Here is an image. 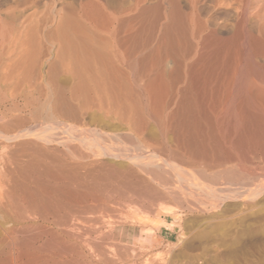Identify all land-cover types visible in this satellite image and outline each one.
I'll list each match as a JSON object with an SVG mask.
<instances>
[{"label": "bare ground", "instance_id": "1", "mask_svg": "<svg viewBox=\"0 0 264 264\" xmlns=\"http://www.w3.org/2000/svg\"><path fill=\"white\" fill-rule=\"evenodd\" d=\"M104 118L135 134L137 155L97 145L119 135L96 130ZM0 145V264H63L71 247L50 240H73L74 215L103 193L180 202L207 170L229 184L257 165L247 178L261 182L224 196L252 202L264 193V0H0ZM93 147L112 163H84ZM162 178L179 187L148 184Z\"/></svg>", "mask_w": 264, "mask_h": 264}, {"label": "rangeland", "instance_id": "2", "mask_svg": "<svg viewBox=\"0 0 264 264\" xmlns=\"http://www.w3.org/2000/svg\"><path fill=\"white\" fill-rule=\"evenodd\" d=\"M43 100L39 99V102L41 101V103H43ZM12 104V99H6L4 106L9 109L10 107H12ZM44 115L42 113L41 116H38L41 118V120H43V122L38 117L34 118H37V120H39V123H44L46 121V115ZM42 117H44L45 119H43ZM93 117H96V115L94 116L91 112H88L85 115L86 120ZM34 118L32 119V121H36V119ZM104 119L101 120L102 122L100 121L102 124L99 122L96 130L99 133L105 132L109 135H114L115 133L119 134L120 136H117V138L119 137L118 139L113 135H111L113 137L110 139L107 136L100 137L96 142L97 145L103 148H110L111 151H119V148H121V150L124 149L123 153H129V156H133L134 154L137 155L139 151L137 148V140L135 134L133 132H126L125 129L119 127L113 120L109 121L105 119L106 121H103ZM80 134L83 137L87 136V138H90V135L86 131L81 130ZM58 148L60 150L63 149L60 146H58ZM75 148L77 153H87L86 150H83L80 147ZM92 149L90 152V155L92 154L91 157L85 159L84 163H88V160L89 163L93 161L94 164H99L102 162L112 163L110 159L98 156L95 148L93 149V151ZM4 153H6V149L0 145V180L1 174L3 173V171H5V168L9 164L6 163L7 160H5L6 157L4 156ZM74 159L68 160L76 161L78 163L79 161L83 163L84 160H81L79 158ZM118 162L119 161L114 162L113 164H119V166L124 165V162ZM249 167L246 168L247 170H244L245 172L242 173L243 175L240 174L241 177H239V173L236 174L240 179H236V175L234 176V181H236V183L231 181L229 184L226 180L227 177H225L226 174L221 173V168H217V171L216 168L211 169L210 171L207 170V173L205 172L203 175L205 176L206 174L207 177L205 176V178H207V182H205L206 180L203 181L204 177L200 178L197 176L196 179L193 180L194 182H192L191 186H189L188 193H184V196H182V203H180L181 201L176 202L174 198H172L171 196L170 198L167 193H164L166 190L164 189L165 185L163 183L168 184L167 186L179 187V182L177 183V181H172L169 178H162V182L158 179H153V181H151V178V180L149 179L151 182L149 181L148 184L157 189L159 192L164 193L165 195V199H163V201H158L156 202V204L152 203V205L151 199L149 197L148 199H146L147 197H143V199H141L137 196H131L130 193H128V195L126 193H120L121 195L118 193V195L116 194L117 192H115V194L114 192H112L114 195L112 193H109L105 194L104 196L103 193L101 194L102 198L100 197L99 201L105 199L104 202H94L90 200L92 203L89 201V205L91 206L89 208L90 210L87 209L89 212L86 210L87 212L84 211V214L81 212L79 214L77 213V216L74 215L73 220L75 219L77 223H75V225L77 227H75V229L73 230V240H68L65 238L66 240L63 243V241H57L56 239L50 240L51 238H49L51 243H53L52 246H54V244L56 246L59 244V247L62 244H66L67 246L71 247L70 253H65H69L68 255H64L61 260H59V258H55L54 261H59L63 264H264V193L254 198V201L252 200L253 203L249 200V198L245 199L243 201V204L224 198V196H233V193L230 192V190L240 192L239 195H243L245 197L246 193H243L244 191L246 192V190L252 187L253 184H258L260 180L262 181L261 178H259L260 180L258 181L250 180L253 173L252 171L254 170V173H257L260 171V168H258L257 165H255V167ZM249 169L253 170L249 171ZM211 171L213 173H216L213 174ZM208 173L211 175H209ZM222 175H224L223 178ZM209 176L217 177L210 178ZM247 177H249L250 179ZM244 178L250 181L246 182V179ZM238 180L239 183H237ZM240 180L242 182H244L245 180L244 184ZM131 181H133L132 183L134 184L136 183V180L134 178L131 179ZM155 184L156 186H154ZM197 184L199 185V187L197 186ZM239 184L243 187H241L242 190L246 188L247 189L242 191L240 189V186L238 187ZM157 186H162V188H159ZM200 186H214V189L221 188L222 190H217L215 194H213L216 196H207L204 193V189H199ZM199 194L201 196H199ZM108 195H110V197ZM191 195H193L192 199ZM217 196L219 197V199H212L214 197L216 198ZM98 203L99 205L97 206ZM103 203L106 204V207ZM245 204H248L250 207L248 205L246 206ZM92 205H96V208L94 206L92 207ZM148 207L151 209L148 210ZM178 207L181 210L177 209ZM202 207L203 209H201ZM140 209L143 210L141 211ZM129 210L131 212H129ZM144 211H148L150 212V214L148 212L146 213L148 215L142 213ZM151 212L153 213L151 214ZM173 215H175L176 217ZM177 215H180V218ZM125 220L127 222H125ZM102 221L103 223L107 222L108 225H112L111 227H113V229L100 228V223H102ZM171 223L174 224L175 227L170 228L169 224ZM78 225H81V227H79ZM163 226L169 229L170 232L168 231V233H171V237L168 238V242L165 240V238L164 240L161 238V235H163L161 233V230H163ZM36 229L42 230V228L40 227H37ZM36 229L34 228V230ZM38 230L37 232H40V230ZM106 230L108 232H106ZM52 232L60 233V230L53 227ZM103 232L106 233L103 234ZM113 233L115 235H113ZM114 237L116 238L114 239ZM50 241L48 242V244L50 243ZM77 251L79 253H77ZM88 253H90V255ZM96 256L98 258H95Z\"/></svg>", "mask_w": 264, "mask_h": 264}, {"label": "crops", "instance_id": "3", "mask_svg": "<svg viewBox=\"0 0 264 264\" xmlns=\"http://www.w3.org/2000/svg\"><path fill=\"white\" fill-rule=\"evenodd\" d=\"M163 228V230H161V233L163 234V235H161V238L164 240V238H165V240L168 242L169 240H168V238L169 237H171V233H168V231H169V229H167V227H162ZM170 232V231H169Z\"/></svg>", "mask_w": 264, "mask_h": 264}]
</instances>
